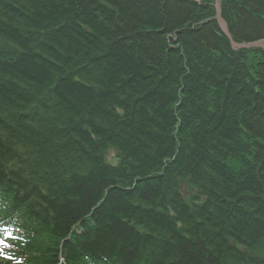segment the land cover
<instances>
[{"label":"trees","instance_id":"trees-1","mask_svg":"<svg viewBox=\"0 0 264 264\" xmlns=\"http://www.w3.org/2000/svg\"><path fill=\"white\" fill-rule=\"evenodd\" d=\"M0 185L30 264H264V51L214 0H0Z\"/></svg>","mask_w":264,"mask_h":264},{"label":"water","instance_id":"water-1","mask_svg":"<svg viewBox=\"0 0 264 264\" xmlns=\"http://www.w3.org/2000/svg\"><path fill=\"white\" fill-rule=\"evenodd\" d=\"M196 2H202L204 0H195ZM215 8H216V18L218 23L220 24L221 30L223 31V34L231 41L232 46L234 49H263L264 50V41L254 42V43H248V44H237L233 41L232 36L229 32L228 24L226 20L224 19L220 5L219 0H215Z\"/></svg>","mask_w":264,"mask_h":264},{"label":"snow or ice","instance_id":"snow-or-ice-1","mask_svg":"<svg viewBox=\"0 0 264 264\" xmlns=\"http://www.w3.org/2000/svg\"><path fill=\"white\" fill-rule=\"evenodd\" d=\"M3 246H6V240L3 238H0V256H3L4 259L11 260L12 257L8 256L6 253L3 252Z\"/></svg>","mask_w":264,"mask_h":264},{"label":"rangeland","instance_id":"rangeland-1","mask_svg":"<svg viewBox=\"0 0 264 264\" xmlns=\"http://www.w3.org/2000/svg\"><path fill=\"white\" fill-rule=\"evenodd\" d=\"M261 41H264V40H261ZM183 192L185 195H188L189 193L187 192V186H183Z\"/></svg>","mask_w":264,"mask_h":264},{"label":"bare ground","instance_id":"bare-ground-1","mask_svg":"<svg viewBox=\"0 0 264 264\" xmlns=\"http://www.w3.org/2000/svg\"><path fill=\"white\" fill-rule=\"evenodd\" d=\"M77 226H78V225H77ZM76 228H77V227H75V228L73 229V231H76ZM75 235H79V234H75Z\"/></svg>","mask_w":264,"mask_h":264}]
</instances>
